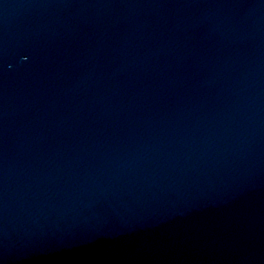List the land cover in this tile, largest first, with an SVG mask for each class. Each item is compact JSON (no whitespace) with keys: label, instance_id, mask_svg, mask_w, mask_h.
Listing matches in <instances>:
<instances>
[{"label":"water","instance_id":"1","mask_svg":"<svg viewBox=\"0 0 264 264\" xmlns=\"http://www.w3.org/2000/svg\"><path fill=\"white\" fill-rule=\"evenodd\" d=\"M0 264H264V0H31Z\"/></svg>","mask_w":264,"mask_h":264}]
</instances>
